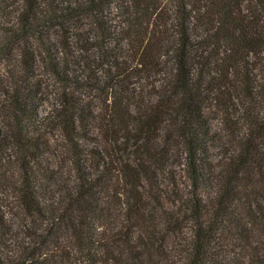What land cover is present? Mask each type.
Masks as SVG:
<instances>
[{
  "label": "trees",
  "instance_id": "trees-1",
  "mask_svg": "<svg viewBox=\"0 0 264 264\" xmlns=\"http://www.w3.org/2000/svg\"><path fill=\"white\" fill-rule=\"evenodd\" d=\"M3 18L0 48L36 37L57 91L45 116L33 84L5 94L0 264H264V0H0ZM211 94L245 121L221 161ZM174 141L189 183L166 196Z\"/></svg>",
  "mask_w": 264,
  "mask_h": 264
},
{
  "label": "rangeland",
  "instance_id": "rangeland-1",
  "mask_svg": "<svg viewBox=\"0 0 264 264\" xmlns=\"http://www.w3.org/2000/svg\"><path fill=\"white\" fill-rule=\"evenodd\" d=\"M8 19L3 18L0 23H6ZM15 23V18H13ZM45 31L53 32L54 28L46 29ZM24 40L10 41L9 44L5 42L4 46L0 48V118L3 116V105L5 94L11 89L14 82L19 85L33 84L37 91H40L38 98L39 115L45 116L52 107L53 96L57 91V84L53 82L48 67L45 62L43 51L39 48L36 37H24ZM27 48V51L25 50ZM35 51L37 55L36 69L34 71V77L28 78L27 73L24 71V56L23 53H31ZM164 60L169 64L172 61L171 57H167ZM215 75V74H214ZM213 77L215 78V76ZM147 82V81H146ZM144 82V83H146ZM211 94V99L208 100V106L205 109L206 117L210 123V128L213 135V142L211 143V155L214 161H221L224 156L231 152L234 147L233 139L236 138L238 131L242 133L241 128L244 127L245 121L240 120V115L236 114L231 116L226 114L223 110L221 102L216 96ZM93 104H99V100L94 98ZM2 119V118H1ZM39 133L45 135L49 139V142L45 145L46 149V161L56 169L59 174L67 177L69 173L70 165L67 162V154L65 152V143L60 137L57 128L55 127L54 121L46 120L43 125H40ZM165 134V131L163 132ZM239 134V133H238ZM181 146L172 142L170 150L169 166L166 172L159 175L157 184L159 185L160 191L167 196L166 193H170L175 185L181 192H185L189 183L188 177L185 173V167L182 165L181 158ZM7 151L5 154H9ZM8 155L5 156V161ZM180 240L171 236L168 239V245L172 248L176 242Z\"/></svg>",
  "mask_w": 264,
  "mask_h": 264
}]
</instances>
